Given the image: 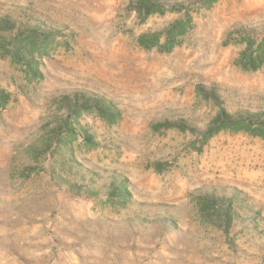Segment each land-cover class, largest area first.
<instances>
[{
	"label": "rangeland",
	"instance_id": "374dc122",
	"mask_svg": "<svg viewBox=\"0 0 264 264\" xmlns=\"http://www.w3.org/2000/svg\"><path fill=\"white\" fill-rule=\"evenodd\" d=\"M169 1L185 8L142 20L136 0H0V18L13 23L0 39V86L12 93L0 108V264H264V140L221 131L203 142L154 127L166 116L202 127L217 107L198 84L216 82L229 110L264 108V66L238 61L245 38L264 39V0ZM188 16L169 51L140 46L143 32ZM25 22L53 34L24 37L16 31ZM7 40L33 53L41 76L13 61ZM74 87L120 109L114 122L83 113L98 145L77 138L69 151L103 175L127 177L123 205L55 185L50 158L28 147L52 98ZM211 189L246 202L227 232L200 219L197 193Z\"/></svg>",
	"mask_w": 264,
	"mask_h": 264
},
{
	"label": "trees",
	"instance_id": "16d2710c",
	"mask_svg": "<svg viewBox=\"0 0 264 264\" xmlns=\"http://www.w3.org/2000/svg\"><path fill=\"white\" fill-rule=\"evenodd\" d=\"M215 0H207L210 5ZM185 8L183 1L169 0H136V10L142 16V20L154 13H161L164 10L179 11ZM9 18H0V39L5 37L1 31L10 28L13 23L5 24ZM190 16L185 21L176 19L170 22L158 32H143L139 36V44L144 48L157 47L161 51H169L175 44H178L176 37L183 35L190 27ZM5 27V28H4ZM29 39L48 38L53 34L50 28L41 29L37 24L21 23L16 31ZM166 34V41L159 43V33ZM245 47L240 51L238 61L240 66L246 70H257L264 66V39L254 42L245 38ZM1 41V40H0ZM7 53L14 62L20 63L31 75L41 76L32 52H24L12 40H7ZM197 92L206 100H210L217 107L214 115L202 126L192 123L186 117H163L154 127L176 128L181 131L188 130L201 136L203 142L221 131L244 132L252 136H258L264 140V108L242 107L236 110H229L225 100L219 91L216 82L210 84H198ZM12 99V93L0 86V108ZM52 110L42 117L40 135L32 141L28 147L33 157L38 159L42 156L50 158L48 174L52 182L68 190L74 196H87L100 198L106 194L107 200L118 204L128 202L130 191L129 180L121 173L111 171L103 175L94 169L80 164L72 151V142L81 138L89 147L98 145L93 133L81 122L83 113H95L107 121H116L120 115V109L104 94L95 92L88 88L74 87L62 91L52 98ZM198 211L200 219L222 228L225 232L232 225V222L239 214V208L245 206V200L241 203L232 201L224 191L206 190L197 193ZM256 215L258 211H253ZM253 213V214H254ZM254 217V216H253ZM255 219V218H254Z\"/></svg>",
	"mask_w": 264,
	"mask_h": 264
}]
</instances>
